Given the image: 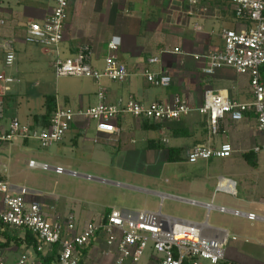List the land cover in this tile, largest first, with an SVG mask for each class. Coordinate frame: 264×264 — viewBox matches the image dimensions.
Listing matches in <instances>:
<instances>
[{"label": "crops", "instance_id": "crops-1", "mask_svg": "<svg viewBox=\"0 0 264 264\" xmlns=\"http://www.w3.org/2000/svg\"><path fill=\"white\" fill-rule=\"evenodd\" d=\"M100 1V4L96 0L93 5H88L83 0H71V18L66 23L63 42L58 48H51V51L43 48V51L55 57H71L87 46L93 52L92 64L102 68L107 43L113 36H120L122 41L117 55L126 64L129 76L124 82H111L103 78L100 84L85 78V82L69 86L62 97L54 96L55 109L64 106L78 110L97 104L100 86L112 103L126 102L132 96L148 105L155 101H171L180 96L193 107H199L204 103V93L208 89L226 91L232 100H252L247 75L238 74L229 68L218 70L212 76L205 75L202 72L203 63L195 59L197 54H207L223 47L221 33L224 29L241 28L243 23L235 18L230 0H218V5H214L217 0H204L201 7L206 11L196 12L194 15L189 14L186 0ZM142 2L146 5V13H142ZM49 6L47 2V8ZM213 6H216L214 11L210 9ZM42 12L33 17L24 15L21 18L10 10L5 12L1 7V13L6 19L2 33L15 41V55L20 45H26V25L30 20L43 19L46 10ZM175 48H179L180 52H175ZM151 57H158L160 62L150 64L148 60ZM2 61L0 57V62L3 63ZM53 63L54 61L52 65ZM17 67H13L11 74L20 79ZM145 68L170 75L171 85L166 88L150 85L143 74ZM12 99L11 94L7 93L5 110L13 105L15 113L11 118L4 115L0 118V131L7 130L14 119L32 129L49 125L50 122L47 124L40 118L45 110L38 113L26 110L24 120H21L17 110L19 102L11 105ZM126 118L127 116L119 118L121 134L118 140L98 133L94 122L78 118L67 132V135L72 133L71 138L65 137L57 144V150H52L47 155L40 153L32 145L33 141L40 143L37 140H0V180L7 182L13 192L28 189V201L39 202L49 220H65L71 214L74 215L78 231H82L90 221L103 220L113 209L132 212L161 211L167 216L202 224L207 235H227L225 261L228 263L264 264L263 222L222 213L217 209L208 210L204 206L213 203L264 216V149L259 152L254 150L262 144L264 136L257 129L255 114L249 113L240 122L225 119L218 134L210 132L207 116L196 110L180 120L161 123L133 118L129 133L124 128ZM132 130L143 141L141 148L134 146L137 142L135 137L131 136L127 141ZM88 133L93 134L95 143L102 142L108 146L116 144L119 150L80 146V139ZM68 141L72 142V146L70 143L68 145ZM223 143H230L233 147L231 157H213L196 163H190L187 159L188 152L196 145L219 147ZM29 160L77 171V177L85 180H89L86 175H91L93 178L90 180L104 186L107 192L110 190L112 198L105 194L99 209L86 211L74 207L66 212L61 202H66L71 196H65L58 189L56 192H44L27 183L10 179L12 166L21 164L22 161L28 166ZM57 175L60 180L56 184L64 182V178L75 177L69 173ZM220 182L225 189H219ZM71 192L74 193L71 199L80 202L81 198L76 191ZM84 194L89 199L93 196L89 192ZM188 200H196L200 204L193 205ZM87 201L88 204L94 202ZM0 230L11 236L18 235L22 240L25 238L23 230L3 226ZM103 241L101 236L92 243L90 249L85 250L84 264L95 263H90L92 254L103 251ZM23 247H27L26 244ZM0 249L11 261L27 254L30 264H44L40 254L32 247H27L20 255L17 254L18 248L15 253L11 247L4 246ZM111 260L112 258L108 264ZM145 264H156V255L152 251Z\"/></svg>", "mask_w": 264, "mask_h": 264}, {"label": "built area", "instance_id": "built-area-1", "mask_svg": "<svg viewBox=\"0 0 264 264\" xmlns=\"http://www.w3.org/2000/svg\"><path fill=\"white\" fill-rule=\"evenodd\" d=\"M50 4L43 19L30 20L25 28L24 42L41 46L45 50L58 48L64 40L71 0H45ZM189 14L206 11L201 7L204 0H186ZM235 18L243 24L239 29H224L221 33L223 47L207 54H197L195 59L202 62V72L212 76L218 70L229 68L236 73L247 75L250 81L252 100L240 102L232 100L226 91L208 89L204 93V103L193 107L180 96L171 101L143 104L134 97L126 102L108 101L103 87L98 90V103L86 109H72L58 106L52 113L50 123L44 128H30L14 119L9 128L0 131V140L17 139L37 140L43 147L60 143L78 118L94 122L98 133L119 139L121 129L119 118L131 116L140 121L161 123L180 120L193 111L207 116L210 132L218 134L225 119L233 122L244 120L253 112L257 129L264 136V79L261 68L264 66V0H230ZM6 19L0 5V57L5 68H12L16 55L15 41L3 35ZM121 37L113 36L107 43V54L103 68L92 64L93 52L82 47L71 57L56 56L53 67L57 76H78L95 80L100 84L103 78L113 82H124L129 76L126 64L120 61L117 53ZM175 52H180L175 48ZM150 64L160 62L158 57L149 58ZM147 82L154 87L166 88L171 85L172 77L163 72L143 71ZM21 80L10 73H0V118L5 110L7 85L20 83ZM264 149V140L254 148L256 152ZM234 150L230 143L219 147L199 144L187 154L190 163L209 160L213 157H231ZM31 169L54 171L57 174L69 173L78 176L77 171H68L61 166L29 160ZM92 179L91 175H86ZM228 188V187H226ZM219 189H225L219 183ZM29 190L22 188L13 192L11 186L0 180V224L30 233L35 239L32 247L38 254L46 255L57 248L54 264H84V252L99 237L104 238L103 256L112 258L110 264H139L148 248L156 255V264H221L226 260L228 236H211L204 232L200 223L164 215L161 211L142 210L139 212L113 209L101 221H90L82 231L77 230L74 215L65 220H49L37 201H28ZM193 205L196 200H188ZM208 209L245 217L251 221L264 223V216L244 212L213 203L204 204ZM0 264H30L27 254L11 261L0 249Z\"/></svg>", "mask_w": 264, "mask_h": 264}, {"label": "rangeland", "instance_id": "rangeland-1", "mask_svg": "<svg viewBox=\"0 0 264 264\" xmlns=\"http://www.w3.org/2000/svg\"><path fill=\"white\" fill-rule=\"evenodd\" d=\"M98 1L100 4L101 1ZM178 1L183 2L184 0ZM73 2H75V0H73ZM83 2H88V5H93L94 3H96V0H83ZM218 4L219 2L217 0L214 5ZM0 5L5 12L10 10L11 13L18 15L21 18H23L24 15L28 17H33L37 14H40L41 11H45L47 9V2L45 0H0ZM140 6L142 8V13H146L145 3L142 2ZM215 7L216 6H213L212 8L210 7V9H213L212 11H214ZM71 12L72 8L68 10L67 21H69L71 18ZM85 19H87V17H85ZM43 50L44 49L38 45L26 44L24 45V47L20 45V49H18V51L16 52L17 59L16 65L14 66H18L17 69L19 70V74L17 76L20 77L21 82L7 85L6 89L7 93L11 94L13 98L10 104L12 105L19 102L17 110L19 111L18 115L21 120H24V112H26V110L29 111V109L34 113H38L40 110H45L46 112V97H62L64 93L67 92L66 89L69 88V86L81 84L86 80V77L78 76L58 77L52 65V62L56 59L55 55L44 52ZM49 50L51 51L52 49ZM106 54L107 48L103 53L104 57H106ZM13 67L5 68L3 63L0 62V73H10L13 70ZM10 107L11 108L6 109L4 112V117L6 118H11V116H13V114L15 113L13 105ZM132 120L133 117L127 116L126 122L124 123V128L126 129L127 133H129V130L131 128ZM132 131L134 133L130 132L131 135L127 136V141H129L130 137L133 136L137 140L134 146H136L137 148H141V144H143V141L138 137V134L135 132V130ZM71 134L72 133H69V135L66 134L67 136L65 135V137L71 138ZM93 139V134L88 133L83 139H80L79 144L80 146H85L89 149L96 147L101 148L103 150H119V147L115 146L116 144H111L110 146L103 145L102 142L95 143ZM67 143L68 145L69 143L70 145L72 144V142L70 141H68ZM57 144H53L49 147H43L40 143L33 141L32 145H34L37 150H40V153L47 155L48 152L52 150H57ZM43 154L41 155L44 156ZM11 173L12 175H10V179L12 181L19 183H27L28 185L33 186L34 188L44 190V192H56V189H58L59 192H64L65 196H71V198H73L74 193L71 191L75 190L76 194L80 196L81 201H73L71 198H67L66 202L65 200H62V208L66 212H69L70 209L74 207H78L86 211L88 209H99V207L104 202L102 198H104L106 195L109 196V198H112V193L109 192L110 190L107 192L104 186L95 181L85 180L75 176L74 178H64V182L56 184V181L60 180L57 174L52 173L51 170L44 171L40 169H31L26 166L23 161L21 162V164L19 163L17 165H13L11 168ZM85 192H89L90 194L96 197L93 198L92 196V198L89 199L84 194ZM87 199L94 202L92 204H88ZM3 242H6V238L5 236H3L0 230V244H2ZM6 247H11L14 253L17 252L15 251V249L18 248V255H20V252L25 251L27 248L23 247V245L20 246L16 241L13 240L7 243ZM150 252L151 249L148 248L144 253L139 264H145V261L147 260L148 254H150ZM99 253L95 251L92 254L93 256L90 260V263L95 262L94 264H108L110 258L103 256L102 253Z\"/></svg>", "mask_w": 264, "mask_h": 264}, {"label": "trees", "instance_id": "trees-1", "mask_svg": "<svg viewBox=\"0 0 264 264\" xmlns=\"http://www.w3.org/2000/svg\"><path fill=\"white\" fill-rule=\"evenodd\" d=\"M261 73H262V76L264 79V66H262V68H261ZM55 107H56L55 97L54 96L46 97V112L40 118L42 120H45L47 122V124L50 122V117H51L53 111L55 110ZM0 227H2V224H0ZM2 234L5 235L6 242L3 244H0V248L6 246L7 243H9L12 240L16 241L20 246H22L23 244L24 245L26 244L27 247H33L35 244V239L33 238V236L30 233L25 234L24 240L20 239L18 235H12L11 236V235L7 234V232H4V231H2ZM57 251H58V249L54 248L51 252H48L46 255L40 254V259L42 260V262H44V264H54V262L56 260V256H57ZM221 264H230V263H228L227 261H224Z\"/></svg>", "mask_w": 264, "mask_h": 264}]
</instances>
